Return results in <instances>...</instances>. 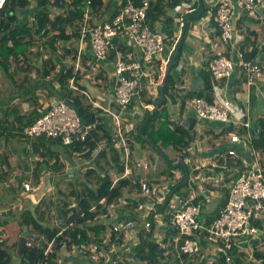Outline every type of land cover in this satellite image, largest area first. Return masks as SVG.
<instances>
[{
  "label": "crops",
  "instance_id": "obj_1",
  "mask_svg": "<svg viewBox=\"0 0 264 264\" xmlns=\"http://www.w3.org/2000/svg\"><path fill=\"white\" fill-rule=\"evenodd\" d=\"M111 1V4L106 8L107 16L112 15L114 7L120 2L119 0ZM219 1L203 0L204 5L207 6L206 13L203 16L195 17V19H191L192 16L188 18L189 27L186 35H183L184 43L181 55L168 70L175 78L174 84L170 87L173 90L174 99L169 100L167 104L170 119L179 120V123L183 124L182 121L187 116L191 115L196 118L194 125L196 133L194 137L192 136L189 156L183 160L179 158L182 154L181 150H177L173 146L164 149L158 147L164 152L168 161L160 153V155L158 154L159 158L153 160L151 154L153 151L137 144L136 150H134L135 162L129 164L128 175L124 177L129 182L126 186H122L121 194L111 200L102 197L90 208L89 213L83 216L85 220L83 225L89 229L87 234L92 239L80 246L76 244L61 246L57 251L58 264H111L113 257L118 258L121 264H177L174 252L177 230L171 223V212L188 202L199 204V218L205 226H208L217 215L219 208L224 204L227 198L226 193L229 192L234 179L243 168L253 164L251 144L246 138L248 136L239 135L240 140L232 142L230 135L237 132L224 131V134L219 136V131L223 127V123L220 121L201 119L200 126L202 127L199 128L198 118L190 108L186 106L181 115L178 112L179 95L188 90L201 88L203 70H205L209 60L219 54H225L235 60V52L239 50L240 42L246 40L247 48L255 49L253 60L260 66V73L254 78L253 83L248 84L246 73L236 62L231 76L213 81L212 98L218 99L216 87H219L224 98L234 101L237 109L243 113L241 120L250 121L251 136L253 135L251 133L252 127L256 129L259 128V123L264 124V0L256 6L255 16L247 15L245 10L233 6L231 19L234 35L229 42L221 41L217 34L216 23L210 18ZM228 1L233 5L236 2V0ZM197 3L199 4V0H180L175 5L169 6L167 16L153 25L154 30L166 36L168 48L162 57L157 58L155 63L144 65L146 76L142 79V87L146 90L144 96L146 98H142L139 94L133 98L132 105L129 107L133 112L128 114L130 116L128 120L123 122L121 120L125 129H133L136 122L140 120L142 114L137 113L136 108L147 104V99L154 101L159 97V85L162 82L168 59L180 37L184 16L188 13H195L194 9ZM55 5L57 4L53 5L54 9H56ZM54 9L52 14L60 10ZM35 10L36 6L29 3L27 7L21 8L19 15H17L11 5V0H7L4 7L0 9V20L4 21L6 18L14 16L19 21L31 22ZM167 17L168 20L164 22ZM99 20L102 19L95 17L93 23ZM47 37L34 35V39L38 42ZM57 41L55 52L50 49L49 45L43 48L41 44L36 43L28 49L32 53L28 54L27 58H23L16 65H9V70H13L14 67L18 68L21 73L20 78L23 76L22 73H26L30 78V83H24L25 87L22 90V94H25L24 97L19 98L8 78L5 75L1 77L0 74V85L4 89L0 91V118L8 116L9 119L7 123H2L0 129V241L4 240L6 247L14 249L11 253L9 252L11 254L10 261L13 258L17 260L12 264H17L20 261L14 253L16 249L14 243L17 242L19 235H29L30 232H33L28 228H26L28 234L23 231L24 229L20 230L19 220L22 218V213L27 215L29 214L28 211L34 213V208L39 201H34L26 194L29 191L23 189V181H29L35 188L41 181L40 178L38 182L34 180V171L40 172L39 177L48 172L52 189L43 197L54 200L53 180L55 177H78L81 175L87 182V178L83 175L84 172L92 173L87 184L94 187L95 185L92 184L95 171L102 174V167L105 166V159L100 161L101 166L99 165V167L102 170L94 161L100 157L103 151L106 142L104 138L91 153L90 159L94 158V160L88 165H82L90 159H83L78 150L69 147L68 149L46 148L42 143L43 139L58 140L66 146L67 144H64L59 138L42 135L39 139L36 136L21 133L17 128V122L13 123L14 127L11 126L10 121L13 120L15 114L6 113L7 109L16 104L19 114L26 115L24 118V123H26L33 120L40 112L48 108L51 102L54 103L58 99L54 95L57 91L56 88H58L56 78L52 75L44 77L34 68L41 63V58H38V55L43 57L44 53L49 54L50 52L53 53L58 62V71L64 68L62 65L73 62L71 54L76 53L79 48L78 37H70L67 40L58 39ZM63 45H66L72 52L65 54ZM172 45L174 48L172 52H169ZM81 50L82 57H90L96 62L97 68L96 70L82 69L80 71V87L87 92L89 89L92 90L96 94L94 100L113 110V105L118 104L113 92L115 79L113 58L106 61L96 60L88 42L81 46ZM137 55L140 56V53ZM244 82L247 85H244ZM41 85L50 87L54 94L49 95L50 93L41 88ZM92 110L95 111L94 108ZM93 111L92 113H94ZM98 113L100 115L97 113L96 115L100 120L99 125H102L103 130L105 129L104 131L109 132L113 137L115 128L113 115L108 111H99ZM231 123L234 124L233 118ZM206 126L213 132L212 138L205 133L207 131ZM231 148L235 149V155L228 154V149ZM168 149L173 153L172 159L166 152ZM137 152H139L138 155ZM259 154L264 162V151L259 150ZM179 160L185 162L189 172V178L185 184H182L185 178L183 165L178 164L173 167L170 164ZM144 161L148 162L147 168L143 166ZM162 161L169 163L168 166L163 167ZM58 163L63 166L58 167ZM69 167L73 168L71 172H68ZM165 171L168 176L163 175ZM110 174L113 184L116 183L118 180L114 181V178L118 173L116 170H111ZM182 175L184 178L179 181ZM169 177L171 179H168ZM174 178L175 180H173ZM141 181L148 184L151 189L150 193L146 194L141 190ZM166 198L168 201L161 208ZM193 200L195 202H192ZM12 202H16V206H13ZM74 203L75 201L72 202V204ZM54 209L55 207H53ZM7 216L8 218H6ZM65 220L66 216L61 211L57 218H50L49 216L50 224L60 226L61 230L65 227ZM128 220L133 222L132 226L121 227L118 230L113 229L115 224H123ZM253 222L258 229L257 232L240 235L236 238L230 260H226L225 251L221 244L216 239L208 237V234L202 230L199 236L198 252L190 256L191 264L264 263V215ZM39 235L44 238L42 234ZM92 243L99 245L95 259L90 257L89 248ZM49 244L48 247L51 245ZM157 244L161 251H159ZM246 250L250 252V258L247 259V262L238 257Z\"/></svg>",
  "mask_w": 264,
  "mask_h": 264
},
{
  "label": "trees",
  "instance_id": "obj_2",
  "mask_svg": "<svg viewBox=\"0 0 264 264\" xmlns=\"http://www.w3.org/2000/svg\"><path fill=\"white\" fill-rule=\"evenodd\" d=\"M59 1L60 5H55V7L56 9L60 10L52 14V11L54 9L51 3L52 0H35L36 10L34 11L33 20L31 22L19 21L15 19L14 16H10L4 19V21L0 20V74L1 77H4L5 75V77L8 78L13 90L16 91V94L19 98L25 96V94H22V90H24L25 87L24 83H30V78H28V75L26 73H22L23 76L22 78H20L19 75L21 73L18 71V68L14 67L13 70H9V65H16L23 58H27L28 54L32 53V51H28V49L34 46L36 43L41 44L43 48L49 45L50 49L55 52V45L58 44V39L67 40L70 37H78L79 35V29L83 24V14L86 0ZM119 1L120 2L117 3V5L114 7L113 14L116 13L127 2V0ZM132 1H134L135 3H139L142 0ZM178 1L180 0H149V5L147 7L145 17V21L148 26L153 29V25L156 22H160L162 18H165L167 16V8L169 6L175 5V3H177ZM30 2L31 0H11V5L14 8L16 6H18L19 8H25L29 5ZM111 2V0H90V23H93V19L95 17L99 19L111 17L106 15V8L111 4ZM204 6L205 8L201 16H203L207 11L206 4ZM3 7H1L0 9H2ZM198 9L199 4L197 3L194 11L196 12L198 11ZM190 18L195 19V17ZM167 20L168 17L164 19V22H166ZM188 27L189 22L186 23L184 36L188 31ZM216 27L218 30L217 34L220 35V29L217 25ZM35 34L40 35V37H48L44 38L43 41L38 42L34 39ZM183 43L184 41L182 40L179 47V52L176 55L177 60L181 55ZM121 45V48L123 50L129 48L128 45L123 42ZM63 46L65 54L72 52L69 51V48L66 45ZM239 50L242 51L243 58H254L255 49H248L246 40L240 42ZM75 54V52L71 54V59L75 58ZM114 54L115 53L113 50L109 51L107 60H111L114 57ZM38 58H41V63L39 65H36L34 68L44 77L52 75V77L56 78L58 87L56 88V90L58 91V93L56 91V93L54 94V92L51 91V88L46 85H44V87L41 85L40 87L46 89V91L50 93L49 95H51L52 93L56 95L58 97V100L67 98L79 104L80 115L92 113V109L94 108V106L91 102L89 104H83L82 100L78 98V95H71L72 90L68 86L69 78L74 75L77 84L80 86L79 79L81 77L80 71L76 73L74 72L73 62L62 65L64 66V68L58 71V62L52 52L46 55L44 54L43 57H41V55H38ZM208 63L206 64L205 70H203V84L201 88L188 90L179 95L178 99L180 105L178 112L180 115L184 112L187 103L186 101L188 99L195 96H204L209 100L212 99V84L215 79L213 78L211 71L208 68ZM174 81L175 78L172 76L170 71H168L163 82L164 92L166 94L165 99L151 111L140 131V124L145 120L147 116V107L149 103L153 101V99H147V104L144 105L145 110L141 113L142 115L140 120L136 122L133 129L126 132L127 147L130 151L129 164L135 162L134 155L136 154L134 153V150H136L137 144H141L143 147L149 148L159 154L156 148L151 146L150 142L161 149L173 146L177 150H181L182 154L179 157L180 159L185 160L189 156L192 134L185 125L179 123V120L175 121L170 119V114L167 108L169 100L174 99L173 90L170 88L171 85L174 84ZM145 94L146 90L142 87L141 91H139V95L145 99ZM131 105L132 102L130 103V106ZM6 113L15 114L13 120L10 121L11 126L14 127L13 123L17 122V128H19L18 130L23 133L21 131V127L22 125L27 123H24V118L26 117V115L19 114L16 104H14L10 109H7ZM7 117L5 116L4 118H0V129L3 122L7 123L9 121ZM104 130L102 125L98 124L95 128L90 130L85 141L67 144L69 148L78 150L81 153V157L86 160L90 159L92 151L97 147L101 139L104 138L106 140L100 157L94 160L99 167V165L101 166V159H105V166L102 167L103 173L101 174L98 171H95L94 173V180L92 185L95 186L92 187L90 186V184H87V182L90 181V175L92 173L84 172L83 175L85 178H87V182H85L83 179L82 181H79L78 184H72L71 188H66L64 190L61 188H56L54 186V200L42 197L36 204L34 213H31L30 211H28V215L22 213V218H20L21 225L27 226L29 230L35 233L42 234L45 239V245H41L37 240L29 238L31 240V244L28 246L27 250L19 257L20 264H58L57 251L61 248V246H70L72 244L80 246L82 244L90 242L92 237H89V235L87 234V230L89 231V229L85 227L86 225H83V222L85 221L83 216L85 214H88L90 208L102 197H106L107 200H111L114 199V197L120 195L122 186H126L129 182V180L126 178H120L116 183H112L110 171L116 170V172L119 174L123 172L124 169L123 148L122 146L116 144L115 140L109 132H106ZM224 131H236L240 136H247L246 128L242 123L241 126L237 127L236 129L233 123H230V125L228 126H226V124H223V127L219 132L223 133ZM251 133L253 135L251 136V139L248 140V143L251 144V147L253 146L255 149L264 151V124L259 123V128L257 127L256 129L252 127ZM144 136L147 137V139H145ZM38 138L41 139V136H38ZM54 165H56V163H54ZM57 165L58 167L63 166L60 163H58ZM99 169L102 170L101 167H99ZM39 174L40 172L38 170L34 171V180L36 182L39 181ZM183 178L184 175L181 176L179 181H181ZM226 197H228V193H226ZM226 200L227 198L225 199V201ZM73 201H75L74 204H72ZM192 202H195V200H193ZM53 207H55L54 210ZM57 209H60L61 213L66 216L65 227L63 226L64 229L62 230L60 229V226L51 225L49 222V216L50 218H57ZM49 243L51 245L45 253L44 251ZM5 244L6 243L4 240L0 241V260L4 259L7 253H11V251L14 250L9 249ZM15 245L16 242L14 243V246ZM256 254H258V252H256ZM6 264H9V262ZM118 264H121L120 261H118Z\"/></svg>",
  "mask_w": 264,
  "mask_h": 264
},
{
  "label": "built area",
  "instance_id": "obj_3",
  "mask_svg": "<svg viewBox=\"0 0 264 264\" xmlns=\"http://www.w3.org/2000/svg\"><path fill=\"white\" fill-rule=\"evenodd\" d=\"M262 1L236 0L233 5L228 0H220L210 18L220 29L221 41L229 42L233 38L231 19L233 6L245 10L247 15L255 16L256 6ZM5 2L6 0H0V8L4 6ZM89 3L90 0H86L84 6L83 24L78 35L79 48L73 59L74 72L82 69L96 70L97 68L96 62L90 57H82L81 46L83 44L88 42L95 59L100 61H106L109 51L113 50L115 53V60L114 57L112 60L115 78L113 92L119 106V113L117 114L112 109L101 105L99 101L91 99V103L96 109L95 115L83 123L71 106L62 100L56 104L50 101L51 104L48 108L40 112L32 121L22 125L21 131L29 136L43 135L59 138L64 144L83 142L90 130L100 123L96 113L99 111L110 112L115 119L113 139L117 145L123 148L124 169L114 178V181H117L128 175L130 154L126 142V132L129 129L122 126L120 115L133 112L129 106L142 89V78L146 76L144 65H151L158 57H162L168 48V43L164 34L151 29L145 21L149 0H142L139 3L127 0L116 13H112L111 17L94 23H90L89 20ZM124 41L129 48L123 50L121 44ZM173 48L172 45L169 52H172ZM137 53H140V56ZM236 62L246 73L247 83H253L254 78L260 73V66L253 59L243 58L240 50L235 52V60L225 54L217 55L209 61L208 68L214 79L227 78L233 73ZM68 86L71 90H78L89 96V92L77 84L74 75L69 78ZM186 102V106L199 119L218 120L226 125L227 123L230 125L232 122L228 107L233 101L229 98L225 97L223 101H219L216 98L209 100L204 96H195ZM144 110V105L136 108V112L139 114ZM240 122L245 126L247 138L250 140V121ZM239 140L238 133L230 135V141L237 142ZM235 153V149H228L229 155H235ZM251 154L253 164L243 168L234 179L229 188L227 200L208 226H205L199 218V204L188 202L171 212V223L177 230L174 248L177 264H191L190 256L198 252L199 236L202 230L208 234V237L216 239L221 244L226 260L231 259V250L238 236L257 232L258 229L253 221L264 215V162L261 160L259 150L253 146ZM143 166L147 168L148 162L144 161ZM22 186L26 191L34 188L29 181H23ZM140 188L146 194L151 191L145 181L140 182ZM132 225L133 222L128 220L123 224H115L113 229L118 230L121 227ZM30 244L31 240L28 239L27 245ZM48 248L47 246L45 253ZM97 250L98 244L92 243L89 248L92 259L97 257ZM118 261L113 257L111 264H118Z\"/></svg>",
  "mask_w": 264,
  "mask_h": 264
},
{
  "label": "water",
  "instance_id": "obj_4",
  "mask_svg": "<svg viewBox=\"0 0 264 264\" xmlns=\"http://www.w3.org/2000/svg\"><path fill=\"white\" fill-rule=\"evenodd\" d=\"M52 5L54 4H57V5H60V1L59 0H52ZM204 2L203 0H199V9L198 11H196L195 13H188L184 16V21H183V25H182V30H181V33H180V37L179 39L177 40V43L175 45V48L173 50V52L171 53L169 59H168V62L166 64V67H165V70H164V74H163V79H162V82L160 83L159 85V91H160V95L159 97L152 101L148 107H147V116L145 118V120L140 124V127H139V130L141 131L143 125L145 124V121L146 119L148 118V116L150 115L151 111L161 102L165 99V92H164V86H163V81L165 79V76L168 72V70L177 62V59H176V55L178 54L179 52V47H180V44L183 40V35H184V31H185V27H186V23H187V20L190 16L192 17H199L203 11H204ZM114 60H115V57H114ZM62 101L66 104H68L69 106H71L75 112L80 116L81 120L83 123H86L89 119L93 118L94 117V113H90V114H85V115H80V107H79V104L71 101L70 99H67V98H62ZM59 100L56 99L54 101V104L58 103ZM113 110L115 111V113H119V106L118 104H115L113 105ZM183 124L191 131L192 133V136L194 137L195 136V133H196V129L194 127L195 123H196V118L194 116H187L186 118L183 119ZM229 125V123H227V126ZM145 139H147L145 136H144ZM150 144L156 148V150L163 156L166 158V160L168 161L167 157L165 156L164 152L159 149L158 147H156L152 142H150ZM98 156V154L96 155V157ZM94 160V158L90 159L89 161L87 162H84L82 163V165H88L90 164L92 161ZM173 167L178 165V164H182L183 165V168H184V171H185V178L184 180L182 181V184H185L187 181H188V178H189V172L187 171V166L185 165V162L183 160H179V161H176V162H171L170 163ZM73 170L72 167H69L68 169V172H71ZM40 184L37 185L35 188L31 189L29 192H26V194L28 196H30L34 201H38L40 200L44 194H46L48 191H50L52 189V183H51V180H50V175L48 172H45L43 173L42 175H40ZM175 188V187H174ZM168 201V198L165 199V201L162 203L161 205V208L165 205V203H167ZM57 215L59 216L60 214V209H57ZM31 238V239H35L37 240L41 245H45V240L43 237H41L38 233H35V232H30L29 235H19L18 239H17V242H16V249L14 251L16 257H20L28 248V245H27V240ZM158 248H159V251H161V248L159 247V245L157 244ZM10 258H11V254L10 253H7L6 254V257L2 260H0V264H6L10 261Z\"/></svg>",
  "mask_w": 264,
  "mask_h": 264
},
{
  "label": "rangeland",
  "instance_id": "obj_5",
  "mask_svg": "<svg viewBox=\"0 0 264 264\" xmlns=\"http://www.w3.org/2000/svg\"><path fill=\"white\" fill-rule=\"evenodd\" d=\"M30 4H32V5H35V0H31V2H30ZM54 10H56V9H54ZM20 11H21V8H19L18 6H16L15 8H14V12L17 14V15H19V13H20ZM45 54V53H44ZM46 55V54H45ZM58 72V71H57ZM57 74V73H56ZM244 85H247L246 84V82H244ZM4 89H3V87H2V85H0V91H3ZM216 97L218 98V100L219 101H223L224 100V96H223V94H222V91H221V89L219 88V87H216ZM89 91V96L88 95H84L82 92H80V91H74V90H72V96H74V95H78V98H80L81 100H82V102H83V104H89L90 102H91V99H94L95 97H96V94L95 93H93V91L92 90H88ZM1 93V92H0ZM147 96H150L149 94H147ZM238 98V97H237ZM239 99V98H238ZM234 102V101H233ZM232 102V104L231 105H229V107H228V110H229V113H230V116L233 118V122H234V127H235V129L237 128V127H239V126H241L240 125V121H242L241 120V118L243 117V113H242V111L241 110H239V109H237V106L234 104ZM94 110H96V109H94ZM97 112V111H96ZM97 114L98 115H100L98 112H97ZM129 115L128 114H121L120 115V119L122 120V122L123 121H126V120H128L129 119ZM197 123H198V125H199V128H201L202 126H200V124L202 123V120L201 119H197ZM198 127V126H197ZM206 128H207V126H206ZM209 128V127H208ZM207 128V131L205 132L207 135H209L210 136V138H212V135H213V132L211 131V130H209ZM216 128H218V127H216ZM214 130V129H213ZM222 134H224V133H219L218 135L220 136V135H222ZM42 143L44 144V146L47 148V147H52V148H67L68 149V146H66V145H63L60 141H58V140H47V139H43L42 140ZM152 146V145H151ZM153 147V146H152ZM151 150V149H150ZM151 151H153V150H151ZM166 152H167V154L169 155V157L172 159L173 158V153L171 152V150H166ZM138 153L139 152H137V155H138ZM151 154H152V159L153 160H155V158H159V155L155 152V151H153V153L151 152ZM175 155V154H174ZM101 160H103V159H101ZM162 163H163V167L165 166V165H167V164H169V163H165V162H163L162 161ZM94 165V164H93ZM168 166V165H167ZM170 166V165H169ZM149 171V170H148ZM166 171L163 173V175H165V176H168V175H166ZM168 179H171L170 177L168 178ZM83 180V177L81 176V175H79L78 177H68V176H58V177H55L54 178V180H53V184H54V186L56 187V188H61V189H69V188H71V186H72V184L73 185H76V184H78L79 183V181H82ZM173 180H175V178L173 179ZM13 203V204H12ZM12 203H10V204H12L13 206H16V202H12ZM6 218H8V216L6 217ZM10 218V217H9ZM21 221L19 220V227H20V230H23L26 234H28L27 233V226H25V225H21V223H20ZM215 242V241H214ZM213 242V244L215 245V243ZM214 253H215V251H214ZM238 257L241 259V260H245L246 262H247V259L248 258H250V252H249V250H246L244 253H241V254H239L238 255ZM17 260H16V258L14 259H12V261H10V263L9 264H12V263H15ZM252 264H264V263H260V262H251ZM17 264H20V261H19V263H17Z\"/></svg>",
  "mask_w": 264,
  "mask_h": 264
},
{
  "label": "clouds",
  "instance_id": "obj_6",
  "mask_svg": "<svg viewBox=\"0 0 264 264\" xmlns=\"http://www.w3.org/2000/svg\"><path fill=\"white\" fill-rule=\"evenodd\" d=\"M119 180V179H118ZM113 183V182H112Z\"/></svg>",
  "mask_w": 264,
  "mask_h": 264
}]
</instances>
